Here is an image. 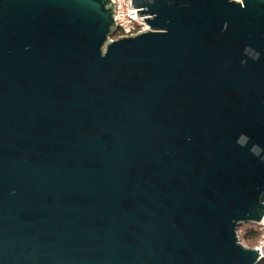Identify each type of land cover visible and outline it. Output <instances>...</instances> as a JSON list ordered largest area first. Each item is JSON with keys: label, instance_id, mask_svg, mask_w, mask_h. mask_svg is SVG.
<instances>
[{"label": "water", "instance_id": "1", "mask_svg": "<svg viewBox=\"0 0 264 264\" xmlns=\"http://www.w3.org/2000/svg\"><path fill=\"white\" fill-rule=\"evenodd\" d=\"M0 0V264H260L264 0Z\"/></svg>", "mask_w": 264, "mask_h": 264}, {"label": "built area", "instance_id": "2", "mask_svg": "<svg viewBox=\"0 0 264 264\" xmlns=\"http://www.w3.org/2000/svg\"><path fill=\"white\" fill-rule=\"evenodd\" d=\"M115 6V20L118 30L114 39L136 35L148 30L146 16H137L139 10L132 7V0H112ZM241 1V0H238ZM264 226V222L262 224ZM260 255L264 256V233L255 247Z\"/></svg>", "mask_w": 264, "mask_h": 264}, {"label": "trees", "instance_id": "3", "mask_svg": "<svg viewBox=\"0 0 264 264\" xmlns=\"http://www.w3.org/2000/svg\"><path fill=\"white\" fill-rule=\"evenodd\" d=\"M250 226L251 227L244 229L243 232H241V235H239L241 242L247 241L249 239L258 240V238L261 236V234H262L261 233V231H262L261 226L260 227L255 226V225H250ZM243 227H241L239 230H242ZM260 264H264V259L261 261Z\"/></svg>", "mask_w": 264, "mask_h": 264}, {"label": "rangeland", "instance_id": "4", "mask_svg": "<svg viewBox=\"0 0 264 264\" xmlns=\"http://www.w3.org/2000/svg\"><path fill=\"white\" fill-rule=\"evenodd\" d=\"M255 226H257V225H255ZM242 227H243V226H242ZM249 227H251V226H250V225H245V226L242 228V230H239V235H241V232H243L244 229L249 228ZM259 227H260V226H259ZM261 229H262L261 233L263 234V233H264V226L261 225ZM262 234H261V236H262ZM261 236L258 238V240H255V239H249V240H247V241H242V243H243L244 245H246L247 247L255 248V247L258 245Z\"/></svg>", "mask_w": 264, "mask_h": 264}]
</instances>
